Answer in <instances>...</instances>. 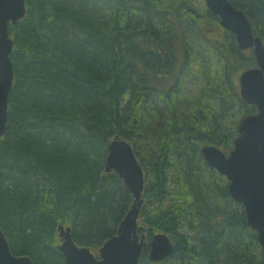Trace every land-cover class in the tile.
<instances>
[{
	"label": "trees",
	"instance_id": "trees-1",
	"mask_svg": "<svg viewBox=\"0 0 264 264\" xmlns=\"http://www.w3.org/2000/svg\"><path fill=\"white\" fill-rule=\"evenodd\" d=\"M150 1L25 0V16L9 26L14 76L0 136V227L13 254L63 264L59 223L92 251L116 233L132 200L105 171L118 136L145 174L138 264H264L242 205L200 153L205 144L231 149L240 119L256 111L236 83L254 58L203 0L199 8L172 0L171 14ZM229 1L264 41V0ZM159 231L173 252L151 262Z\"/></svg>",
	"mask_w": 264,
	"mask_h": 264
},
{
	"label": "water",
	"instance_id": "water-1",
	"mask_svg": "<svg viewBox=\"0 0 264 264\" xmlns=\"http://www.w3.org/2000/svg\"><path fill=\"white\" fill-rule=\"evenodd\" d=\"M210 11L220 19L221 26L235 35L240 49L251 48L256 66L239 76L242 100L256 108L238 125L233 147L226 155L214 145L200 149L205 162L228 181V193L241 204L248 225L257 233L264 257V44L255 35L245 13L229 0H205ZM26 12L25 0H0V136L5 133L8 95L13 82L10 53L13 40L8 25H15ZM105 171H113L129 190L132 200L116 233L99 246L96 257L88 246L75 243L69 226L59 224L61 239L57 249L63 264H138L144 247L139 235L138 219L144 202V172L134 149L127 140L115 136L107 145ZM148 258L161 261L172 255L173 244L163 232L154 233L149 243ZM0 264H35L27 255H15L0 227Z\"/></svg>",
	"mask_w": 264,
	"mask_h": 264
},
{
	"label": "bare ground",
	"instance_id": "bare-ground-1",
	"mask_svg": "<svg viewBox=\"0 0 264 264\" xmlns=\"http://www.w3.org/2000/svg\"><path fill=\"white\" fill-rule=\"evenodd\" d=\"M194 1H196V0H194ZM204 1V3H205V5H206V7H207V9L209 10V8H208V6H207V4H206V1L205 0H203ZM150 9H152V8H154L155 10H158V9H162L163 11H165L167 14H171V13H174L175 12V10H176V3L175 2H173L172 0H164V1H161V0H152V1H150ZM194 4V3H193ZM194 6H198L197 4H194ZM25 7H26V3H25ZM198 8H199V6H198ZM240 10H242V9H240ZM210 11V10H209ZM243 11V10H242ZM214 16H217V15H215L212 11H210ZM244 12V11H243ZM245 13V12H244ZM25 14H26V12H25ZM246 15V14H245ZM25 16V15H24ZM23 16V17H24ZM22 17V18H23ZM20 20V19H19ZM18 20V21H19ZM251 23V22H250ZM257 36H259V35H257ZM260 37V36H259ZM261 38V37H260ZM261 40H262V38H261ZM211 43H213L214 44V42H211ZM262 43L264 44V41L262 40ZM237 44V43H236ZM174 45V47H176L177 49H176V52L178 53V55L175 57V58H173L172 59V63L174 64H176L177 63V61H179L178 59H179V54L181 53V50H180V48L178 47V45H176V43H174L173 44ZM237 47H238V49L239 50H241V51H244L245 52V54L246 55H248V54H250V55H252V57L254 58V61H255V64H256V60H255V57H254V54H253V52H252V50L250 49V48H247V49H240L239 48V46H238V44H237ZM209 52V54L211 53L210 51H208ZM212 56V55H211ZM214 57V56H213ZM245 62V61H244ZM175 64H174V66H175ZM12 69H13V66H12ZM13 76H14V73H13ZM166 85V84H165Z\"/></svg>",
	"mask_w": 264,
	"mask_h": 264
},
{
	"label": "rangeland",
	"instance_id": "rangeland-1",
	"mask_svg": "<svg viewBox=\"0 0 264 264\" xmlns=\"http://www.w3.org/2000/svg\"><path fill=\"white\" fill-rule=\"evenodd\" d=\"M195 3L198 5L199 0H196ZM198 6H199V5H198ZM237 75H238V74H237ZM238 76H239V75H238ZM238 76H237V77H238ZM236 83H237V91H238V89H239V88H238V87H239V86H238V78L236 79ZM228 151H229V150H228ZM228 151H227V152H228ZM227 152H226V153H227ZM95 252H96V251H94L93 253H94V254H97V253H95Z\"/></svg>",
	"mask_w": 264,
	"mask_h": 264
}]
</instances>
